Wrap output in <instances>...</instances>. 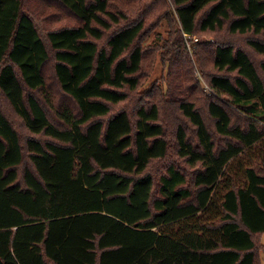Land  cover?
<instances>
[{
  "label": "trees",
  "instance_id": "16d2710c",
  "mask_svg": "<svg viewBox=\"0 0 264 264\" xmlns=\"http://www.w3.org/2000/svg\"><path fill=\"white\" fill-rule=\"evenodd\" d=\"M263 237L264 0H0V264H263Z\"/></svg>",
  "mask_w": 264,
  "mask_h": 264
},
{
  "label": "rangeland",
  "instance_id": "374dc122",
  "mask_svg": "<svg viewBox=\"0 0 264 264\" xmlns=\"http://www.w3.org/2000/svg\"><path fill=\"white\" fill-rule=\"evenodd\" d=\"M167 31H168V28L167 26L164 24L159 30H158V33L166 38L167 37ZM196 38V37H195ZM196 41H198V39H196ZM211 41H213V39H211ZM155 42H161L157 36L155 34H153L149 40H148V43H155ZM187 46H188V49L190 52H192L193 50V46H192V43L190 41H188L187 43ZM192 54V53H191ZM164 74H167L166 71H165V68L163 67L162 65V62L160 60L157 61V64H156V67L154 69V72L152 74V76L150 77V79L148 80V82L145 83V85L143 86V88H141L140 90V93H145V90L148 89L150 90L151 87L154 85V84H162V76ZM198 77H201V75L199 74ZM263 244H264V237H263ZM262 262L264 264V251L262 253Z\"/></svg>",
  "mask_w": 264,
  "mask_h": 264
}]
</instances>
